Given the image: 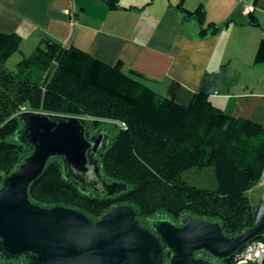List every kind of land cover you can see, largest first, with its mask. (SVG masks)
I'll return each mask as SVG.
<instances>
[{"label":"trees","instance_id":"1","mask_svg":"<svg viewBox=\"0 0 264 264\" xmlns=\"http://www.w3.org/2000/svg\"><path fill=\"white\" fill-rule=\"evenodd\" d=\"M103 1L109 8H121L118 0ZM176 7L185 19L201 25V6L193 11ZM228 23H211L200 28L199 36ZM20 40L15 32L0 31V187L32 151L19 134L20 113L78 116L86 118L91 141L100 131L108 137L94 157L100 178L121 182L125 190L107 196L69 174L62 156L51 155L28 185L31 203L71 208L93 222L110 208L126 205L136 223L152 232L154 221L166 219L179 226L186 215L218 223L225 237L252 227L257 205L250 203L247 192L260 187L264 173V128L258 122L232 116L200 92L179 104L172 92L162 94L151 87L142 73L122 71L119 63L105 64L74 45L47 38L10 68L7 60L20 52ZM190 168L211 169L216 186L198 188L186 182L182 172ZM253 241H264V230ZM245 245L226 256L200 248L192 257L235 264ZM161 246L163 264H169L172 250ZM28 262L27 254L7 257L0 250V264Z\"/></svg>","mask_w":264,"mask_h":264},{"label":"crops","instance_id":"2","mask_svg":"<svg viewBox=\"0 0 264 264\" xmlns=\"http://www.w3.org/2000/svg\"><path fill=\"white\" fill-rule=\"evenodd\" d=\"M244 3L253 5L251 14H243ZM118 4L121 8H109L103 0H0V31L19 34V48L26 44L30 51L47 38L74 45L105 64L119 63L122 71L145 75L156 91L172 92L179 104L199 93L205 75L222 71L218 91L207 94L210 100L264 128V44L257 55L264 40V0ZM177 5L189 11L201 6V25L185 19ZM228 20L218 31L199 36L200 28ZM14 54L9 61H15Z\"/></svg>","mask_w":264,"mask_h":264},{"label":"water","instance_id":"3","mask_svg":"<svg viewBox=\"0 0 264 264\" xmlns=\"http://www.w3.org/2000/svg\"><path fill=\"white\" fill-rule=\"evenodd\" d=\"M222 73L205 75L198 92L216 93ZM19 117L20 137L31 144L32 151L0 187V250L7 257L27 254V264H163L162 242L172 250L169 264H216L194 258L192 252L204 248L226 256L263 233L264 188L252 227L233 237L223 236L216 222L187 215L179 226L156 220L152 232L136 223L134 211L126 205L110 208L93 222L71 208L33 204L28 185L51 155L62 156L65 170L84 184L99 190L105 187L93 158L102 133L91 141L84 117L38 111H24ZM118 187L124 189L121 184Z\"/></svg>","mask_w":264,"mask_h":264},{"label":"rangeland","instance_id":"4","mask_svg":"<svg viewBox=\"0 0 264 264\" xmlns=\"http://www.w3.org/2000/svg\"><path fill=\"white\" fill-rule=\"evenodd\" d=\"M30 50H31V48H29L26 44H23L20 46V52L15 53L14 54L15 57L13 56V58H16L15 60H18L22 55H25V56L29 55L32 52ZM9 60L10 59H8V61ZM7 64L10 68H14L13 60L7 62ZM85 123H86V121H85ZM106 139H107V136H106V134H104V137H103V140H102L100 146L104 145ZM182 178L186 182H188L189 184L194 185L198 188L213 189L216 186L214 174H213L212 170L209 168H206V169H199V168L187 169V170L182 172ZM102 183L105 185V187H102L100 190H103V194H105L107 196H112L118 192L125 190V185L121 182L114 181V182L107 183V182L102 181ZM120 184L124 186L123 190H121L118 187V185H120ZM260 184L261 185L264 184V178L262 179ZM261 185H260V187H254L253 189H251L247 192L249 201L252 205L256 206L259 202L260 193L262 192ZM159 220H164V219H159ZM249 262L250 261H247V263H249Z\"/></svg>","mask_w":264,"mask_h":264},{"label":"built area","instance_id":"5","mask_svg":"<svg viewBox=\"0 0 264 264\" xmlns=\"http://www.w3.org/2000/svg\"><path fill=\"white\" fill-rule=\"evenodd\" d=\"M252 11H253V5L250 3H244L242 9L243 14L249 15L251 14ZM263 254H264V241L249 242L246 244L244 249L239 254L240 256L239 261L243 260L246 263L247 261H250L255 264H260Z\"/></svg>","mask_w":264,"mask_h":264},{"label":"flooded vegetation","instance_id":"6","mask_svg":"<svg viewBox=\"0 0 264 264\" xmlns=\"http://www.w3.org/2000/svg\"><path fill=\"white\" fill-rule=\"evenodd\" d=\"M100 133H102V139H101V142H102L103 137H104V133H103V131L98 132V133L93 137L92 141H93V140H94V139H95ZM107 138H108V137H107ZM101 142H100V144H101ZM106 142H107V139H106V141H105V143H104L103 146H100V144H99V149H98L96 152L93 153V158H94L95 156H97V155L100 154L99 150L104 148Z\"/></svg>","mask_w":264,"mask_h":264},{"label":"bare ground","instance_id":"7","mask_svg":"<svg viewBox=\"0 0 264 264\" xmlns=\"http://www.w3.org/2000/svg\"><path fill=\"white\" fill-rule=\"evenodd\" d=\"M237 264H246L243 260L239 261Z\"/></svg>","mask_w":264,"mask_h":264}]
</instances>
